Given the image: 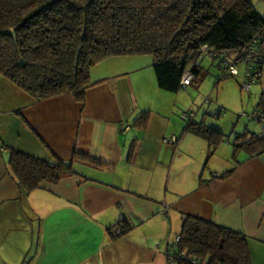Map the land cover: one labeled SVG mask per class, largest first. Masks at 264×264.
<instances>
[{
    "label": "crops",
    "instance_id": "crops-1",
    "mask_svg": "<svg viewBox=\"0 0 264 264\" xmlns=\"http://www.w3.org/2000/svg\"><path fill=\"white\" fill-rule=\"evenodd\" d=\"M252 2L264 16V0ZM143 61L94 67L85 103L39 101L0 74V264H169L187 216L246 235L253 264H264V154L233 146L221 159L223 143L215 160L210 141L179 118L180 93L148 87ZM198 119L190 124L208 126ZM12 152L73 163L77 174L29 192L11 170Z\"/></svg>",
    "mask_w": 264,
    "mask_h": 264
},
{
    "label": "trees",
    "instance_id": "trees-1",
    "mask_svg": "<svg viewBox=\"0 0 264 264\" xmlns=\"http://www.w3.org/2000/svg\"><path fill=\"white\" fill-rule=\"evenodd\" d=\"M249 47L264 54V16L252 0H0V74L39 101L72 95L85 103L95 86L92 69L122 57L151 56L159 90L179 94L187 72L194 76L191 86L206 78L205 57L218 63L223 81L232 77L224 74L227 63ZM254 66L263 74V63ZM258 112L264 115V93ZM149 114L139 122L145 124ZM184 114L215 154L226 136L190 124L193 111ZM243 138L248 137L239 136L233 145L237 153L264 154V134ZM10 164L18 185L29 192L77 174L73 163L18 152L11 153ZM177 248L193 259L179 264H253L246 235L190 216L183 218Z\"/></svg>",
    "mask_w": 264,
    "mask_h": 264
},
{
    "label": "rangeland",
    "instance_id": "rangeland-1",
    "mask_svg": "<svg viewBox=\"0 0 264 264\" xmlns=\"http://www.w3.org/2000/svg\"><path fill=\"white\" fill-rule=\"evenodd\" d=\"M143 63L151 65L147 72H151L153 76L147 79V83L148 87L152 89V85L156 82L152 57L144 56ZM202 64L208 74L199 86L192 85L187 90L183 89L180 92L182 104L186 106V109L181 107L180 112L183 114L187 110L193 111L196 115L198 114L197 117L199 116L198 122H201L202 119L208 120V126L218 129L222 127L230 132L227 135L224 134L226 145L219 152L221 159L227 160L231 155L235 137L233 145H230L228 140L233 139L235 132H239L236 133L237 135H245L248 132L261 134L264 130V125H258V121L252 118L257 113L256 108H258L257 105L260 103L264 91V82H256L247 90L245 88L246 71L244 66H238V77H227L225 80L219 81L223 74L222 70L218 68V63H214L211 57H205ZM262 76L264 81V75L262 74ZM179 118L183 120L182 116ZM183 123L186 125L185 122ZM240 157L243 158L242 155ZM214 159L219 158L215 155ZM229 163V166L233 164L230 160Z\"/></svg>",
    "mask_w": 264,
    "mask_h": 264
},
{
    "label": "built area",
    "instance_id": "built-area-1",
    "mask_svg": "<svg viewBox=\"0 0 264 264\" xmlns=\"http://www.w3.org/2000/svg\"><path fill=\"white\" fill-rule=\"evenodd\" d=\"M243 62L242 64L246 68V76L248 79H245V88L248 90L250 89L251 85L257 82V79L261 76L262 70H256L255 69V64L260 62L264 64V54L261 51L253 50L250 47L245 49L244 51L241 52V55L232 63L228 64L224 68V74H227L228 76L236 77L239 75L238 71V64L240 62ZM194 76L190 73L187 72L185 74V77L183 79V86L187 88L188 86L191 85L193 82ZM193 116V115H192ZM185 119L187 118L186 116L184 117ZM253 119H256L259 123L264 124V115L257 113L252 117ZM125 229L122 227H117L113 230V233L115 236L120 237L123 235ZM181 241V237H178L175 241L174 244L169 246V248H176L179 246V243ZM181 258H186L189 261H193L192 258L187 257L186 253H174L172 249L168 251L167 253V259L169 264H179V261Z\"/></svg>",
    "mask_w": 264,
    "mask_h": 264
},
{
    "label": "bare ground",
    "instance_id": "bare-ground-1",
    "mask_svg": "<svg viewBox=\"0 0 264 264\" xmlns=\"http://www.w3.org/2000/svg\"><path fill=\"white\" fill-rule=\"evenodd\" d=\"M190 86H191V85H190ZM190 86H188V87H190ZM188 87L185 88V89L187 90ZM185 116L187 117V115H186V114L183 115V120H184V121L187 119V118H186V119L184 118ZM196 116H197V115L194 113L193 116H191V118H190V122H191V121H194V119L196 118ZM258 123H259V122H258ZM259 124H262V123H259Z\"/></svg>",
    "mask_w": 264,
    "mask_h": 264
}]
</instances>
